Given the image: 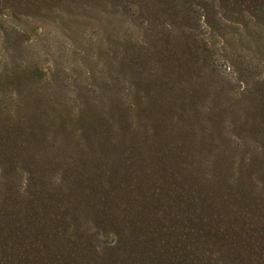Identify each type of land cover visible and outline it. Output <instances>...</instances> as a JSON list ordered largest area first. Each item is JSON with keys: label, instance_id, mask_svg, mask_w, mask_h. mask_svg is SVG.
I'll return each instance as SVG.
<instances>
[{"label": "rangeland", "instance_id": "374dc122", "mask_svg": "<svg viewBox=\"0 0 264 264\" xmlns=\"http://www.w3.org/2000/svg\"><path fill=\"white\" fill-rule=\"evenodd\" d=\"M262 81L264 0H0V203L14 197L3 237L20 243L2 264H252L264 236L247 233L257 221L244 208L264 209V173L251 164L264 144L223 104ZM20 127L76 146L75 161L37 140L42 163L20 154L10 147ZM130 146L166 164L108 156ZM215 155L229 156L225 177Z\"/></svg>", "mask_w": 264, "mask_h": 264}, {"label": "trees", "instance_id": "16d2710c", "mask_svg": "<svg viewBox=\"0 0 264 264\" xmlns=\"http://www.w3.org/2000/svg\"><path fill=\"white\" fill-rule=\"evenodd\" d=\"M253 90H254V93H257L254 96H252V95L245 96L242 100L227 106L226 104H227V102H229V100H228V101H226L225 105L223 104V106H224L225 111L231 110L233 107H235V109L239 110L241 116H243V119H242L241 124L239 126V131L243 133L244 137H246L248 139H251V138L256 139L257 138L260 140L259 141L260 143L264 144V81L256 84L253 87ZM150 100L153 101L152 98H150ZM115 116L118 117L121 120V122L124 119L123 114L116 113ZM115 116L113 115V117H115ZM35 117H36V115H35ZM82 117H84V114ZM111 117H112V115H110V118ZM36 121H38V119H36ZM14 131L21 138V140L19 142L10 143V147L16 149L20 154H22L24 152V155L26 157H30V159H32V160L41 162V160H37V159L40 158L39 154H41L42 151L41 150H36V151L34 150L35 149V143H36L35 140H37L39 146L43 142L44 143V149L46 147H48L46 154L48 155V157L50 156L51 159H54L57 156H59L60 154H62L64 152V148L67 146L66 152L69 155L68 156V161H69L68 165L70 166L71 164H73V161H75V159H74L75 151L77 152V150L79 148H77L74 145L65 144L64 147L57 146V141H55L56 138L49 137L46 134L43 135L42 132H38V131H34V130L30 131V130H27L25 128L20 127V128L14 129ZM128 132H129V134L127 133L126 135H124L125 137H127V139L136 140L139 138L140 141L143 143L144 137H143L142 132H139L138 130H135V129H130ZM2 133L10 134V135L12 134V132L8 129H4V132L2 131ZM39 133H41L42 135H39ZM0 138H1V133H0ZM50 139L54 140V141L52 143H50ZM102 139H103V141H106L105 138H102ZM3 146H4V144H3ZM117 149H118V147H116V148L114 147L112 155L109 154L108 156H110V158H112V159H117L118 156H121L122 158H124L123 156H126L127 157L126 163L131 162L132 164L134 163L135 165H137V164L142 165L144 161H146V160L149 161V157H151V156L152 157L154 156V159H155L156 156L159 157V155H160V157H159L160 160L161 159H162V161L164 160L163 162H165L167 160L164 157H161V154H159V152H157L158 149H156V151H155L152 149V147H151L150 152H148V151L145 152L144 150H142V148L141 149H138V148L134 149L133 147L130 146L126 149L125 147H123L119 154L115 151ZM253 149L257 150V152L253 155L255 160L253 162H251L252 167L254 165H256V170H259L260 173H264V149L262 150V147H260V146L253 148ZM76 156H77V154H76ZM104 157H105V155L100 157L99 155H97L95 153H94V155H91V159H92V162H94V165H100L101 168L102 167L106 168L105 165L107 162H106ZM88 158H90V156L87 157V159ZM214 158H215V160L213 162H211L212 165L214 164V167H215V168H213V170H214L213 173L217 174V177H218V175H220V176L222 175L225 177V173L230 172V170L227 167H225L229 156L225 155V156L221 157L219 155L218 156L215 155ZM159 159H158V161H160ZM218 161L223 162V167H221V168L216 167V165L218 164ZM0 162L3 163L2 157H0ZM92 162L89 161L88 164H92ZM165 164H166V162H165ZM49 165H50V163L43 164L44 172H46V167ZM170 165L171 166L169 167V171H173V169L175 170V168L177 167L175 163H173V164L170 163ZM54 167L58 168V165L55 164ZM252 167H250V168H252ZM3 168H5V165L0 167V170L3 171L4 170ZM8 169H11L10 171L7 170L8 173H5V174L2 173L3 177L6 180L10 179L9 177L12 176V168L8 167ZM59 170H61V169L59 168ZM94 170H95V173L93 175L96 176V178H98L97 176L101 175L102 170L100 168H95V167H94ZM243 170L244 169L239 170L236 173H242ZM40 171L42 172V170H40ZM252 172L253 171L249 170L250 174ZM106 173L108 174L109 170H106ZM233 173H235V171ZM85 176H87V175H85ZM177 178H180V177H177ZM62 180H63V178L61 179V181ZM96 182H97V180H96ZM167 186H173L178 190L182 189L181 187H177L176 184H173V185L169 184ZM184 188H185V186H184ZM180 192H182V191H180ZM12 198H13V202L11 204L13 205V204H15L14 203L15 199L13 196H12ZM108 198H110V195H108ZM6 200L11 202L9 199H6ZM246 203H248V202H246ZM11 204L9 203L8 205H6L3 202L0 203V217L2 218L0 220V254L2 253V251L3 252L5 251L4 248L7 246L20 247V243L16 240L13 232H12V234L10 233L11 235L8 234V235H10L8 237L10 239L9 242H6V238L3 237L6 235L7 231H13L12 227H10V225L13 224L14 220L16 219V216L13 213L15 206L13 208ZM241 204L242 203H240V205ZM255 207L256 206H254L253 204L250 203V204H247L244 208L245 210L248 211L247 216L249 218H250V216H252L251 218H253V220L257 221V222L250 223L248 228L246 229V231H247V233L249 232L248 234H250L252 236L256 237L258 234H261L260 237H263L264 236V209L258 211L255 209ZM262 208H264V206ZM244 217H246V214L243 213V218ZM1 224L4 225L3 229H1L2 228ZM5 226H7V227L5 228ZM220 230H221V228H220ZM216 231H217V229H216ZM215 233H217V232H215ZM15 234L21 238L23 246L27 250L31 251V248H34V243L30 240L31 239L30 236L25 238L24 237L25 234L22 233L21 231H16ZM32 239L34 240L33 237H32ZM256 243L258 246L262 245L257 241H256ZM69 245H71V242H69L68 244H65V243L63 244L64 248H69ZM254 252L256 253L255 254L256 258L254 259V262L252 264H264V252L262 250H260L259 248H258V251H254ZM31 254L33 255L34 251ZM32 255H29V254L25 255L24 254L25 258H28L33 263L35 257ZM24 256H22V257L24 258ZM16 257L19 258V256H16ZM38 259L39 258L36 255V260H38ZM4 261L15 262L16 260H15L14 255L4 254L0 258V264H2ZM62 261L66 264H71V263H69V260L62 259ZM249 261H251V260L249 259ZM52 263L54 264L53 261H52Z\"/></svg>", "mask_w": 264, "mask_h": 264}]
</instances>
